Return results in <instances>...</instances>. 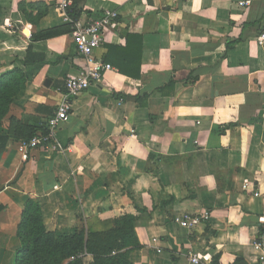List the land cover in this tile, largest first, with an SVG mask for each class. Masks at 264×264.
Wrapping results in <instances>:
<instances>
[{"label": "crops", "instance_id": "0c3cea01", "mask_svg": "<svg viewBox=\"0 0 264 264\" xmlns=\"http://www.w3.org/2000/svg\"><path fill=\"white\" fill-rule=\"evenodd\" d=\"M80 8L84 21L115 14L94 52L111 70L73 100L56 134L63 152L39 148L23 160L7 139L0 264L15 262L30 199L59 235L136 217L133 264H191L193 255L198 264H264V50L255 42L264 0H84ZM72 31L54 0H0V76L15 67L33 75L8 117L33 127L52 117L64 82L85 67ZM28 48L43 64L21 65ZM204 213L209 220L191 228L175 222Z\"/></svg>", "mask_w": 264, "mask_h": 264}, {"label": "trees", "instance_id": "16d2710c", "mask_svg": "<svg viewBox=\"0 0 264 264\" xmlns=\"http://www.w3.org/2000/svg\"><path fill=\"white\" fill-rule=\"evenodd\" d=\"M83 1L73 0L68 12L72 21L80 18V5ZM23 12L28 17V13L25 10ZM70 31V27L66 26L42 33L38 39L56 37ZM31 63L43 64V58L37 56L36 59L31 48H28L26 59L21 65L27 67ZM118 71L123 72L120 68ZM133 76L138 77L137 74ZM32 77V74L18 67L0 76V130H7L6 136H0V152L5 149L9 137L19 142L47 132V122L43 126L33 127L23 124L13 116L8 117L11 107L24 96L25 85ZM135 221L136 217L127 215L114 220L103 232L82 228L74 235H59L46 231L41 209L35 200L30 199L24 206L16 228L19 247L14 264H133L129 260V253L141 249L133 232ZM86 256H90L92 261L83 262ZM214 260V264H217V259Z\"/></svg>", "mask_w": 264, "mask_h": 264}, {"label": "built area", "instance_id": "2783aa9c", "mask_svg": "<svg viewBox=\"0 0 264 264\" xmlns=\"http://www.w3.org/2000/svg\"><path fill=\"white\" fill-rule=\"evenodd\" d=\"M55 8L62 14L64 20L70 19L68 12L72 7L73 0H54ZM142 1V0H139ZM115 14L106 12L96 19L72 21L73 31L71 33L72 43L77 53L84 59L85 67L79 72L77 77H70L64 82V93L60 103L57 105L54 114L47 121V132L45 134H36L29 140L17 142V152L25 160L29 153L34 149H54L63 152L64 147L58 141L56 134L58 130L68 120L73 100L89 87L99 82L103 74L111 70V66L101 62L94 56L96 49L100 48L104 42V32L106 27L114 23ZM258 47L264 50V27L255 38ZM248 183L245 182L243 189L247 190ZM253 196L259 194L253 191ZM201 220H209V214L202 215L183 214L175 218V222L182 228H191ZM200 258L193 255L190 258L191 264H198Z\"/></svg>", "mask_w": 264, "mask_h": 264}, {"label": "water", "instance_id": "95a60500", "mask_svg": "<svg viewBox=\"0 0 264 264\" xmlns=\"http://www.w3.org/2000/svg\"><path fill=\"white\" fill-rule=\"evenodd\" d=\"M236 264H244L243 262H238V263H236Z\"/></svg>", "mask_w": 264, "mask_h": 264}, {"label": "rangeland", "instance_id": "374dc122", "mask_svg": "<svg viewBox=\"0 0 264 264\" xmlns=\"http://www.w3.org/2000/svg\"><path fill=\"white\" fill-rule=\"evenodd\" d=\"M83 262H85V260Z\"/></svg>", "mask_w": 264, "mask_h": 264}]
</instances>
